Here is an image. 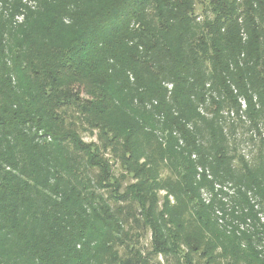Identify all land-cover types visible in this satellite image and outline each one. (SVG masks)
Instances as JSON below:
<instances>
[{"label": "trees", "instance_id": "obj_1", "mask_svg": "<svg viewBox=\"0 0 264 264\" xmlns=\"http://www.w3.org/2000/svg\"><path fill=\"white\" fill-rule=\"evenodd\" d=\"M263 131L264 0H0V264H264Z\"/></svg>", "mask_w": 264, "mask_h": 264}, {"label": "rangeland", "instance_id": "obj_2", "mask_svg": "<svg viewBox=\"0 0 264 264\" xmlns=\"http://www.w3.org/2000/svg\"><path fill=\"white\" fill-rule=\"evenodd\" d=\"M194 2H195V8L197 14H202L204 7L206 5V0H194ZM5 13H7L6 10ZM256 144H257L256 147L257 152L260 149V147L263 148V152H264V131L257 140ZM256 149H253L254 151H252V154L256 153ZM198 171L200 173L199 177L197 178L199 182L203 180L205 172L208 173V176L207 174H205V176H207V179L210 180V182L206 186L199 187L198 190L199 198L197 201L199 202L202 201L206 205L213 206L214 218L215 219L217 218L220 224L228 226V228L231 229L230 225H228L226 221L223 219L224 213L222 212V210H224L223 206H225L226 211L224 212L226 213L225 217L227 219V222L231 223L234 228H238V229L243 228L242 223L248 222L251 215H249V211L247 208L240 206L234 200L235 191L237 190L236 185L229 182L224 184L220 183L215 178L209 176L210 170L207 171L204 169H198ZM166 172L167 174L169 172L171 173V170L169 169V172L168 170ZM166 194H167L166 191L160 192V197L162 202H164ZM216 215L219 216V218ZM141 231L142 230H140V232ZM151 236H152L151 231H145L140 238L141 244L147 246L151 241ZM120 250H122V248ZM184 250L186 249L184 248Z\"/></svg>", "mask_w": 264, "mask_h": 264}]
</instances>
